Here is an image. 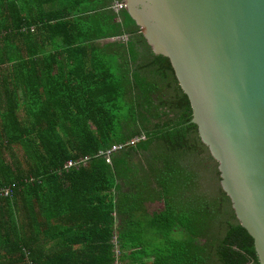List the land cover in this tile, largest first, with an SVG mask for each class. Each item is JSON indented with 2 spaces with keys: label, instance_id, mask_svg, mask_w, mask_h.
<instances>
[{
  "label": "trees",
  "instance_id": "obj_1",
  "mask_svg": "<svg viewBox=\"0 0 264 264\" xmlns=\"http://www.w3.org/2000/svg\"><path fill=\"white\" fill-rule=\"evenodd\" d=\"M117 4L0 0V264H262L171 59Z\"/></svg>",
  "mask_w": 264,
  "mask_h": 264
},
{
  "label": "water",
  "instance_id": "obj_2",
  "mask_svg": "<svg viewBox=\"0 0 264 264\" xmlns=\"http://www.w3.org/2000/svg\"><path fill=\"white\" fill-rule=\"evenodd\" d=\"M169 57L264 264V0H124Z\"/></svg>",
  "mask_w": 264,
  "mask_h": 264
},
{
  "label": "rangeland",
  "instance_id": "obj_3",
  "mask_svg": "<svg viewBox=\"0 0 264 264\" xmlns=\"http://www.w3.org/2000/svg\"><path fill=\"white\" fill-rule=\"evenodd\" d=\"M116 151H119V150H116ZM207 161H205L204 159H198L196 161V164H194V165L201 169V173H202L201 180H202V183L204 182L206 186H212V188H213L214 180L212 178V174L207 172L206 170H204V166L202 165V164L212 165V161H208V162ZM162 208H163L162 205H160V206H157V207L151 209V211H158V210H160Z\"/></svg>",
  "mask_w": 264,
  "mask_h": 264
},
{
  "label": "built area",
  "instance_id": "obj_4",
  "mask_svg": "<svg viewBox=\"0 0 264 264\" xmlns=\"http://www.w3.org/2000/svg\"><path fill=\"white\" fill-rule=\"evenodd\" d=\"M124 9H126V6L123 5V4H122V5L117 4V5L115 6V11H116V12H119V11L124 10ZM135 144H136V142H131V145H135ZM122 148H123V146L114 147L112 151H108V152H107V154H106L107 157H109L113 151L120 150V149H122ZM107 162L110 163V162H111L110 159H108ZM80 163H81V162H74V161H71V162H69V164L67 165V168L76 167V166H78ZM2 195H4L5 197H7V196L9 195V190H6Z\"/></svg>",
  "mask_w": 264,
  "mask_h": 264
}]
</instances>
